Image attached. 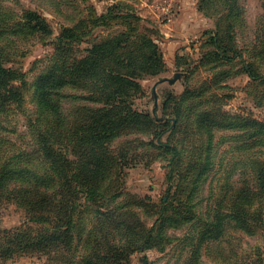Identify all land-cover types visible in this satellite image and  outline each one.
Wrapping results in <instances>:
<instances>
[{
    "label": "rangeland",
    "instance_id": "374dc122",
    "mask_svg": "<svg viewBox=\"0 0 264 264\" xmlns=\"http://www.w3.org/2000/svg\"><path fill=\"white\" fill-rule=\"evenodd\" d=\"M26 11L40 14L46 30H10L0 36V61L14 71L9 84L16 94L0 115V144L4 149L0 154L7 156L18 149L34 154L35 126L30 128V124L40 121L36 119L34 81L51 60L60 54L81 60L89 55L87 50L94 43L116 42L125 38L123 33L129 34V43L110 47L115 58L107 67L140 83L141 92L129 100V105L142 116L149 113L154 122L146 125L143 117H138L110 140L108 147L116 161L111 170L119 176L105 182L103 190H117L120 196L98 198L94 207L103 214L93 217H112L106 220L110 241H117L116 235L121 232L136 241L143 226L153 227L155 235L160 231V217H179L175 209L181 214L187 205L194 204L188 208V224L162 226L168 242L155 240L152 247L138 251L133 248L134 242L124 245L119 239L118 249L124 253L120 264H264V235L259 230L254 233V228H249L253 231L249 234L235 227L232 218L219 235L212 232L213 219L208 217L214 210L230 211L238 188H247L252 207L259 205L264 210V200L258 201L254 195L255 171L264 161V135H253L248 126L241 131L224 127L240 118L264 122V80L251 79L245 72L248 66L254 74L264 75V0H0V19L8 24L26 26ZM108 12L111 14L104 24L96 22L98 16ZM65 27L92 32L82 41L58 43L57 37ZM136 41L139 51H153L148 62L134 47ZM177 73L174 81L156 84L154 99V83L173 79ZM65 79L64 122L82 125L87 109L99 106L86 98L87 93L93 92L95 98L98 95L89 81L72 85L69 74ZM202 114L214 121L209 134L201 125ZM174 116L175 123L170 118ZM49 120L44 116V124L53 122ZM157 133L160 141L180 148L170 179L167 171L172 152L147 141L156 139ZM62 141L70 158L71 152L84 153V145L76 138L73 144L66 137ZM207 160L211 167L197 178ZM195 183L193 199L187 201L186 195ZM162 199H167L165 208H161ZM45 213L46 217H55L52 203ZM27 217L28 212L16 202H0V229L22 226ZM79 217L89 216L79 213ZM27 225L28 233L37 230L33 223ZM204 231L206 234H202ZM94 232L101 235L99 229ZM56 263L42 252L16 254L2 261Z\"/></svg>",
    "mask_w": 264,
    "mask_h": 264
},
{
    "label": "trees",
    "instance_id": "16d2710c",
    "mask_svg": "<svg viewBox=\"0 0 264 264\" xmlns=\"http://www.w3.org/2000/svg\"><path fill=\"white\" fill-rule=\"evenodd\" d=\"M109 14L111 13H102L97 17L96 22L104 24L107 17L110 16ZM24 15L26 26L8 24L1 18L0 36L8 34L10 30L13 32H21L20 29L31 32L46 30L45 20L40 14L26 11ZM91 32L90 29L76 31L73 28L65 27L57 37V42L61 43L63 40L82 41ZM123 34L125 38L118 39L116 42L104 40L94 43L87 50L89 55L81 60L77 57L69 59L60 54L51 60L45 70L36 77L34 81L38 106L36 119L43 122L38 121L41 127L34 121L33 125L30 124V128L35 126L34 154L31 155L30 151L24 149L12 151L7 156L0 154V202L12 200L29 214L27 221L22 226L15 229H0V264L5 258L30 252L46 253L57 262L56 264H120L124 253L118 249L119 239H122L120 244L124 245L134 242L133 248L142 251L152 247L155 240L170 241L166 231L162 229L164 224L175 226L189 223L188 208L194 203H188L189 206L187 205L186 210L181 214L179 210L175 209L179 217L162 214L160 231L155 235H153L155 233L153 227L143 226L140 238L136 241H132L131 236L124 232L116 235L117 241H110L108 239L110 231L108 232L106 220H110L112 217H93L103 214L98 207H94L98 198L111 200L120 196L117 190H111L108 193L103 190L105 182L111 183L114 178L119 176V173H112L111 170L116 161L111 153L112 150L108 147L110 140L116 135L118 136L119 130L131 127L130 122L138 117H143L146 125L154 122L149 113H144L142 116L129 105V100L137 92H141L140 83L131 79V76L124 72L107 67L112 58H115L110 47L115 45L116 48H119L123 42H125L124 44L129 43L130 35ZM213 42L214 45H217L215 38H213ZM134 47L139 51L138 41L134 42ZM139 52L144 61L148 62L153 51H150V54ZM77 65H82V67H77ZM245 72L251 79L262 78L264 80V75L254 74L248 66H245ZM66 74L72 77L69 80V84L72 85L89 81L95 87V94L98 95L95 98L93 92L87 93L86 98L93 100L99 106L87 109L82 125H75L71 120L64 122L67 114L64 113L62 106V89L66 82ZM13 77H15L14 71L5 67L0 61V115L6 111V104L16 96L13 93L14 87L9 84V81L14 79ZM82 96L85 98L84 95ZM72 97L78 96L73 95ZM44 116L53 122L44 124ZM175 117L177 116L170 117L174 123L177 120ZM200 122L209 134L214 121H210L207 115L202 114ZM247 126L253 130V135H264V122L256 119H234L228 125L226 123L224 125L227 129L240 131L246 130ZM157 136L158 133L154 136L156 139L147 141L155 148L160 147L172 152L168 160L170 165L167 171V178L170 179L174 173L175 160L180 155V148L173 143L160 141ZM64 137L68 138L72 144L75 143V138L80 141L81 145H84V153L78 155L76 151L71 152L73 158H70L63 149L62 140ZM151 145L149 146L152 147ZM3 150L1 143L0 153ZM32 160L35 162L32 163ZM209 167L211 164L207 160L197 178ZM255 178L257 192L254 195L258 201H261L264 200V161L259 163V167L255 171ZM196 185L195 183L189 194L186 195L187 201L193 199ZM250 193L247 188H238L234 203L229 207L230 211L226 213L214 210V213H208V217L213 219L212 232L222 235L224 226L231 224L233 218L236 223L235 227L241 228L249 234L253 233L249 228H254V233L259 230L264 235V210H261L259 205L252 207L248 199ZM50 203L54 207L55 217H46L45 215ZM166 204L167 199H162L161 208H165ZM232 212L234 216L231 215ZM79 213H86L89 217H79ZM27 222L37 226V230L33 234L28 233L30 226L27 225ZM95 229L100 230V236L95 234ZM102 232L107 233L103 234ZM202 234H206V231ZM102 248L103 250H101Z\"/></svg>",
    "mask_w": 264,
    "mask_h": 264
},
{
    "label": "water",
    "instance_id": "95a60500",
    "mask_svg": "<svg viewBox=\"0 0 264 264\" xmlns=\"http://www.w3.org/2000/svg\"><path fill=\"white\" fill-rule=\"evenodd\" d=\"M177 76H178V73H177V75H176L173 79L163 78V79H160V80L156 81V82L154 83V85L152 86V93H153L154 99L156 98V94H155V86H156V84H157L158 82H161V81H169V82H172V81L175 80V78H176ZM155 105H156V101H155ZM152 111L154 112V109H153Z\"/></svg>",
    "mask_w": 264,
    "mask_h": 264
}]
</instances>
